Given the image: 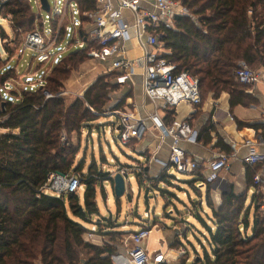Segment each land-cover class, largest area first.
<instances>
[{"label":"trees","instance_id":"16d2710c","mask_svg":"<svg viewBox=\"0 0 264 264\" xmlns=\"http://www.w3.org/2000/svg\"><path fill=\"white\" fill-rule=\"evenodd\" d=\"M75 1L82 12L99 6L97 0ZM180 1L192 15L177 16L173 25L163 22L158 31L164 34V56L176 66V72L187 71L199 79V106L209 94L218 98L223 92L230 94L231 109L257 103L258 99L248 92L251 85L241 83L236 71L241 62L253 69L264 67V0ZM0 15L9 18L16 35L26 36L42 27V19L38 21L29 0L0 3ZM82 19L87 22V17ZM57 23L58 18L52 19L53 26ZM0 28L2 49L9 54L5 57L0 48V102L5 103L0 111V264H113L111 256L119 251L127 233L118 229L115 219L101 215L98 203L99 190L105 192L107 181L113 186V178L96 162L85 170V160H77V155L83 130L92 129L100 113L113 106L111 91L121 85L116 81L117 73L99 76L83 96L69 104L61 94L65 82L72 69L90 58V47L78 48L52 66L37 88L15 89L17 70L7 71L6 67L21 42ZM14 42L18 44L15 48ZM9 81L13 87L7 92L4 85ZM124 104L122 101L115 109ZM174 117L175 111L168 110L164 120L171 124ZM246 124L239 121V125ZM253 127L264 129L259 124ZM74 134L79 137L77 146L72 141ZM217 136L215 146L231 155L233 149ZM211 140L200 133L199 142ZM249 166L247 182L256 188L249 205L247 193L236 194L232 188L222 193L221 202L216 204L204 163H199L191 173L193 178L185 181L201 197L202 188L197 183L208 187L210 213L203 216L202 203L192 201L195 217L208 232L207 243L201 240L202 253H197L192 263H188L190 256L186 254L179 264H264V215L260 210L264 195L253 180L261 164ZM69 173L80 177L85 188L82 197L80 193L57 196L46 192L44 187L52 175ZM137 179L144 187L143 178ZM147 182L152 191L168 197L175 195L169 188L178 186L167 169L158 178L148 176ZM86 224L97 225L98 236L105 238L103 244L87 239L90 228Z\"/></svg>","mask_w":264,"mask_h":264},{"label":"built area","instance_id":"2783aa9c","mask_svg":"<svg viewBox=\"0 0 264 264\" xmlns=\"http://www.w3.org/2000/svg\"><path fill=\"white\" fill-rule=\"evenodd\" d=\"M5 1L7 0H0V3ZM29 2L33 8L36 5L40 11L43 10L40 0H29ZM97 2L98 9L82 12L77 1L67 0L65 7L59 11L60 14L56 13L54 17L58 18L56 27L52 24L48 28L51 32L50 37H47L45 22L36 13L38 21L42 19V27L38 26L35 31L27 33L24 44L42 55V64L50 63L53 54L49 52V49L63 41L72 31L70 25L72 22L73 38L68 45H76L81 49L90 47L88 56L101 63H109L107 74L117 73L118 83H126L136 73V70L141 69L143 90L146 96L157 103L160 108L173 110L183 101L193 106H199L202 103L199 79L187 71L176 72V66L164 56L166 53L162 44L164 34L158 31L163 22L173 25L177 16L190 17L192 15L182 1L97 0ZM126 10L131 12L133 18L131 21L125 16ZM82 16L87 17V22L82 19ZM54 18L52 17L51 21ZM62 31L65 32L64 37H62ZM134 41H137V44ZM92 44L94 46H91ZM136 48H140L142 54L135 58H128V53ZM4 54L7 57L6 51ZM236 77L243 84L253 86L259 83L264 84V67L253 69L247 63L241 62L236 71ZM35 78L37 81L31 84L34 89L40 83H44L43 79H39L38 72H35ZM12 87L13 82L11 81L4 85L7 92ZM110 114L115 118L111 121L112 125L109 126L107 132L114 135L115 142L119 141L123 145H129L131 142H138L146 137L149 131L146 119L135 118L130 111L113 110ZM150 119L161 132L162 139L171 138L170 165L177 173L171 174L170 171L168 173L173 175L174 182L181 181L182 174H191L199 166V162L189 156L182 145L183 142L196 143L198 131L193 128L188 119L183 120L174 128L166 125L157 112L152 114ZM247 144L249 145L250 142ZM230 158L231 155L223 151L216 154L209 165L211 172L206 177L208 182L216 183L219 179V172L231 168ZM243 161L249 165L264 164V154L251 150L243 157ZM111 162L116 164L114 159ZM120 164L108 169L104 166L103 170L108 172L112 178L116 173H121L125 178L126 193L135 194L131 185L133 178H143L145 185H148L145 163L139 162L132 166ZM253 180L255 184L261 186V191H263L264 175L261 170L255 173ZM44 188L46 192L60 196L66 193H79L84 189V185L78 175L69 173L52 175ZM260 210L264 215V196L260 203ZM145 217L150 218L149 212H145ZM97 230V225L93 224L87 233V238L92 240ZM160 237L158 226L149 220V223L130 232L123 240L125 252L118 251L112 254L113 264H163L169 262L170 259L176 260L186 255L187 250L184 247L168 251V243L162 246ZM169 253L172 255L169 256ZM154 254L155 258H152Z\"/></svg>","mask_w":264,"mask_h":264},{"label":"crops","instance_id":"0c3cea01","mask_svg":"<svg viewBox=\"0 0 264 264\" xmlns=\"http://www.w3.org/2000/svg\"><path fill=\"white\" fill-rule=\"evenodd\" d=\"M125 16L130 21L133 19L131 12L128 10L125 11ZM134 43L137 44V41H134ZM19 46V55H12L8 63L13 58L18 57V59H20L24 56V50L28 47L23 42H21ZM141 54L142 50L140 48H136L133 51H130L127 56L128 58H135L140 56ZM34 60L35 59H33V61ZM93 62V68L90 66L91 68L89 71L87 70L88 72L86 71L81 75H79V72L74 73V75H72V78L68 80V83H65L66 89H64L62 95L65 99L68 96H73L72 99L68 101L69 104L74 102L77 98L83 96L87 87L91 85L99 76L107 74L109 63H101L96 60H93ZM33 64L34 62H31L30 67L26 73H20V71L18 70V78L15 80V84L17 85V87L15 89H17L18 87H31V84L34 81L30 82V86H28L27 83L29 82H26L25 79L27 75L35 78V72H38L39 79H43L41 78L38 70H33ZM126 83L127 84L125 86H123V84H121V86L124 87L123 94L126 96L125 99L127 100L128 111H130L135 118L146 119L149 126V131L144 141L139 145L136 144V147L133 148V152L138 156V159H135L136 162L134 164L139 162L145 163L147 175L151 178H158L160 174H162L166 169L170 171L173 168L170 165L172 140L170 137L162 139L161 132L154 126V123L150 119V116L157 112L162 121L168 126H173L172 128L179 125L183 120L190 118L191 125L198 131V141L196 143L183 142L182 145L189 156H191L201 164L204 163L205 175L210 174V162L216 157V154L221 151L220 148L215 146L216 142L218 141L217 134L221 138H223V140L233 149V153L231 154L230 158L231 168L229 170H222L221 172H219L218 181L212 184L211 194H213L215 203L219 204L221 202L222 193L230 191L231 188L236 194L247 193V204L249 205L251 203L256 188L254 186L248 185L247 174L249 172L248 168L250 166L243 161V157L247 155L251 150L259 151L264 154V129L262 128L257 130L255 127H253L256 124L264 125V84L259 83L254 86L251 85V87L248 88V92L252 93V95L258 99L257 103H252L249 106L238 105L231 109L230 94L228 92H223L218 98H215L213 94H209L201 106L192 107L191 105L182 102L175 109H173L175 111L174 121L173 123L168 124L164 119L166 118L167 111L169 109L160 108L157 103L153 102L149 97L146 96L142 85L141 69L136 70V73L129 80H127ZM113 106H115V104ZM111 118L112 121L115 117L112 116ZM239 121L248 124L239 125ZM210 128L213 130L209 134L207 130ZM200 133L205 135L206 137L210 136L212 138L211 142H199ZM247 142H250V144L248 145ZM118 163L120 164V162ZM259 170H261V173L264 175V164H261ZM192 178L193 175L189 174V178L185 179V181ZM136 180L138 181V179ZM180 182H183L182 177L181 181L175 183L177 184ZM197 185L202 188L203 192L202 197L198 196V204L201 202L203 205V209H201V211L204 214H209L210 208L206 203V194L208 191V187L200 182L197 183ZM222 185L227 186V189H222ZM146 187L148 186L145 185L144 187H140L141 192H144ZM262 193L264 194V190L262 191ZM164 197L167 200L168 205L172 203L174 198H176L177 200L181 199V195L176 192L173 197H168V195H165ZM174 210L175 213L173 215V218L169 219V224L167 223L171 228L160 229L158 227V233L161 236L160 243L162 246L165 243H168V251L184 247L187 250L186 254L190 256V258L188 259V263H192L196 258L195 254L201 252V240L198 239L197 247L191 244L192 249L194 250V252H191L190 248L182 241L183 238H188L189 227L187 226V220L189 218L180 213L178 206H174ZM148 212L150 218H146L147 220L145 222H149L152 216L151 212ZM189 212L195 216L196 209L194 208V205L193 209H190ZM127 220L131 224L129 219ZM183 220L185 227L182 226ZM207 221L214 229L211 220L208 219ZM130 224L123 226L125 228L124 231H127L126 233H128L125 235L126 237L130 232H134L140 228V224H137V222H133V225ZM207 234L208 232L204 230V233L202 234V242L204 244L207 243L205 238ZM126 237H124V239ZM125 249V246L122 244V246L119 247V252H125ZM170 255L172 254L169 253V256ZM181 258L176 260L170 259L169 262L163 264H179Z\"/></svg>","mask_w":264,"mask_h":264},{"label":"rangeland","instance_id":"374dc122","mask_svg":"<svg viewBox=\"0 0 264 264\" xmlns=\"http://www.w3.org/2000/svg\"><path fill=\"white\" fill-rule=\"evenodd\" d=\"M49 2L51 5L50 12L45 11V10L40 11L39 8L36 5H34V10L37 13V15H40L42 17L43 21L45 22V27L47 31H48V28L51 27L52 25L51 18L52 17L54 18L56 13L58 15L60 14L59 11H61L65 7L67 0H49ZM77 18L79 19L78 15H77ZM9 21H10L9 18H3V16L0 15V25H1L0 27H3L5 32H8L12 38H18L19 42L24 43L25 34L16 35L14 31L12 30V28L10 27ZM70 25H71L72 31H70L66 35L63 41H60L59 43H57L56 46L51 47L49 49V52L53 54V57L50 63L42 64L41 54H39L37 51H33L31 49L25 48L24 56L20 59H18V57L13 58L8 63L6 70L8 71L12 68H15L17 72L19 70L20 73H26L30 67L31 62H34L33 70L34 71L38 70L41 78H43L45 73H48L51 71L52 66H54L55 64L60 62L63 58L68 56L70 52L78 49L76 45H71V46L68 45V43L73 38L72 22H70ZM1 32H2V28H0V33ZM50 36H51V32L48 31L47 37H50ZM0 40H1V35H0ZM9 41L11 42V38H9ZM2 44L3 42L1 40V43H0L1 49H2ZM13 44H12L13 48H15L18 45L16 42H14ZM18 48L19 47H17V49L15 50L14 55H19ZM4 52L5 50L2 49L3 54ZM7 57H9L8 52H7ZM33 59L35 60L33 61ZM91 62H93V59L89 58L84 63H82L79 67L72 69L70 78L68 80L72 78V75H74V73L79 72V75H81L85 73L87 70L89 71L90 68L94 65V62L93 63ZM35 80L36 78L30 77V75H27L25 79L26 82H29L27 83L28 86H30L29 85L30 82H33V81L35 82ZM65 83H68V81H66ZM126 84L127 83L123 84V86H125ZM123 86L120 85L116 90L111 91V96H112L111 103L112 105L114 104L118 105L122 101H125V104L119 109H115L116 106H109L106 111H102L100 113V118L92 126V129L85 128L82 132L81 139H80L81 140L80 141V151L77 155V160L79 161L85 160V170L88 168L89 164L94 163V162H96L99 167H102V169L104 166L108 169V168L115 167L117 164H119L118 162H120L121 164L133 165L136 162L135 159H138L137 154L133 152V148L136 147V144L139 145L140 143H142L145 138L138 142H131L129 145H123L119 141L115 142L114 135H110L107 132L109 126L112 125L111 123L112 116L110 114V111L111 112L113 110L128 111L127 100L125 99L126 96L123 94V91H124ZM64 89H66V87ZM72 97L73 96H68L66 98V101L67 102L70 101ZM183 103H187L193 107L191 103H188L186 101H183ZM72 141L75 146L78 145L79 143L78 134L73 135ZM113 159L115 160L116 164L111 162ZM170 173L176 174L177 171L175 170V168H172L170 170ZM181 177H182L183 182L177 183L178 184L177 187L169 188L170 192L179 193L181 195V199L177 200L176 198H174L170 205H167V200L163 196L162 192L151 191L150 195L152 196V198L150 200V204H151L150 212L152 216H151L150 221H152V223L157 225L160 229L171 228L170 226H168V224L170 223L169 219L173 218V215L175 213L174 206H178L180 213L184 214L187 218H189L187 220L188 221L187 226L189 227L188 238L187 239L183 238L182 241L184 244H186L190 248L191 252H194V250L192 249V245L197 247L198 239L199 240L203 239L202 234L204 233V230L206 229L204 225L193 214L189 212L190 209L191 210L193 209L192 201L198 199V195L196 194L198 190L196 189V192H195V190L190 189V185L185 182V179L189 178V174H182ZM105 185H106L105 192H101V190H99V197H98V203H99L100 212L102 216L112 217L113 219H115L119 225L118 229L120 231L125 230V228L123 227L124 225L130 224L127 219H129L131 224L133 222H137V224H140V227L145 223H149V222H145L147 219L146 217H144L146 207L144 204V198H143V193H142L143 191L141 192L139 183L135 178H133V180L131 181V185L135 191V194L131 196L129 192L125 193V195H123L120 198L119 205L117 203L118 198L114 194V189H113L111 182L107 181ZM162 187L163 186L161 185L160 188ZM221 187L222 189H227V186L225 185H222ZM84 190L85 188L79 192L81 197L83 196ZM202 215L205 216L203 212H202ZM182 222H183V224L181 223L182 226L185 227L184 220ZM92 226L93 224L92 225L86 224V227L88 228ZM134 227H138V226H134ZM97 236L98 234H96L95 237L93 238L94 241H97L103 244V241H105V238L103 236H100V237L99 236L97 237ZM120 246H122V244H120ZM200 251L202 253V248H200ZM195 255L197 256V254ZM152 258H155V254L152 256Z\"/></svg>","mask_w":264,"mask_h":264},{"label":"water","instance_id":"95a60500","mask_svg":"<svg viewBox=\"0 0 264 264\" xmlns=\"http://www.w3.org/2000/svg\"><path fill=\"white\" fill-rule=\"evenodd\" d=\"M42 9L45 11L50 12L51 10V5L49 0H40ZM5 106V103L0 102V111L3 110ZM113 189H114V194L117 198H121L123 195L126 193V184H125V178L121 173H116L115 176L113 177ZM151 187H146L143 193V198H144V204L146 207V211H150V200L152 198L151 194Z\"/></svg>","mask_w":264,"mask_h":264}]
</instances>
